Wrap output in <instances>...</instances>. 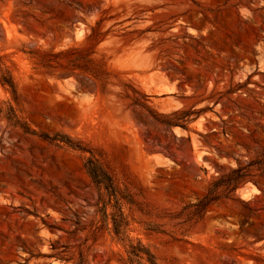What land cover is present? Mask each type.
<instances>
[{
	"label": "rangeland",
	"instance_id": "374dc122",
	"mask_svg": "<svg viewBox=\"0 0 264 264\" xmlns=\"http://www.w3.org/2000/svg\"><path fill=\"white\" fill-rule=\"evenodd\" d=\"M150 259L264 264V0H0V264Z\"/></svg>",
	"mask_w": 264,
	"mask_h": 264
},
{
	"label": "trees",
	"instance_id": "16d2710c",
	"mask_svg": "<svg viewBox=\"0 0 264 264\" xmlns=\"http://www.w3.org/2000/svg\"><path fill=\"white\" fill-rule=\"evenodd\" d=\"M101 32H100V26L99 23L96 27H93L92 33L89 35L88 39H91L92 42H97L100 40ZM86 49L84 48H70L64 51H60L55 55H66L68 53H76L77 57L74 58L73 60L69 61V65L71 69H81L84 72H88L94 75L95 79L97 82H101L102 85H106L108 83V78L110 76V72H108L106 68V63L103 60H100L96 63L95 68H91L89 66V60H88V55L89 53H86ZM57 65L52 64V67H66L63 63L56 61ZM183 127H186L185 125L182 124ZM92 165L90 166V173L94 177L96 183L101 186L103 183H106L105 187L113 194L116 195V188L114 186V183L110 176L106 172L99 173L98 171L100 168L91 160L90 162ZM224 176L220 178L218 182L213 184L212 187L209 188L207 194L200 200L201 205L206 209L209 205H211L213 202L229 197L231 192L236 188L237 183L234 184V181H223ZM233 184V185H232ZM221 186H226L225 190L223 193L220 192ZM148 254L152 256L150 251H148ZM151 262L153 264H156L153 259ZM84 260L82 262H78L77 264H83Z\"/></svg>",
	"mask_w": 264,
	"mask_h": 264
},
{
	"label": "water",
	"instance_id": "95a60500",
	"mask_svg": "<svg viewBox=\"0 0 264 264\" xmlns=\"http://www.w3.org/2000/svg\"><path fill=\"white\" fill-rule=\"evenodd\" d=\"M73 19H74V20H77V19H78V17L75 15V16H73ZM171 135H172L173 137H175V135H173V134H171ZM176 139H178V140H179L180 138H179L178 136H176Z\"/></svg>",
	"mask_w": 264,
	"mask_h": 264
},
{
	"label": "bare ground",
	"instance_id": "6f19581e",
	"mask_svg": "<svg viewBox=\"0 0 264 264\" xmlns=\"http://www.w3.org/2000/svg\"><path fill=\"white\" fill-rule=\"evenodd\" d=\"M182 133V132H181Z\"/></svg>",
	"mask_w": 264,
	"mask_h": 264
}]
</instances>
